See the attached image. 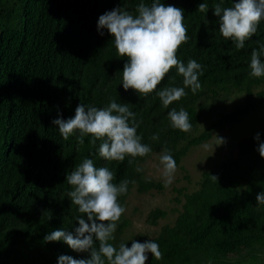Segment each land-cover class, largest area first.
<instances>
[{"label":"trees","instance_id":"1","mask_svg":"<svg viewBox=\"0 0 264 264\" xmlns=\"http://www.w3.org/2000/svg\"><path fill=\"white\" fill-rule=\"evenodd\" d=\"M150 2V0H149ZM185 9V23L191 40L183 44L178 56L185 62L195 58L205 65L199 77L203 88L173 101L165 108L153 93L139 96L125 90L122 70L127 57H119L112 34L97 29L99 15L116 5L135 11L139 0H0V264H57L62 253L87 258L64 241H46L43 237L57 228L74 231L78 206L68 196L72 187L66 177L86 156L97 166H108L115 181L135 179L120 199L126 203L130 191L162 190L163 185L137 171L153 152L170 149L179 165L189 150L213 137V131L239 122L264 103V91L255 88L264 76L253 77L249 64L252 48L264 41V21L258 34L246 41L244 49L235 47L219 32V17L208 0V23L198 10L203 0H164ZM228 5L231 0H226ZM175 76V79L169 77ZM183 85V76L175 68L161 85ZM232 89L245 92L244 101L230 112H221L199 135L196 130L204 111H214L223 93ZM130 102L140 121L138 132L152 145L146 157L129 163L106 160L96 151L100 141L78 144L65 139L53 118L75 115L81 102L104 106L111 98ZM184 106L193 128L182 131L171 126L167 115L171 107ZM159 132V140L152 134ZM264 125L238 142L236 155L226 156L214 169L206 170L199 187L184 194L182 208L173 224H165L144 241L158 240L162 257L149 254L146 264H264V204H257V193L264 190V156L258 151ZM216 175L218 180H214ZM167 215L153 209L147 220L157 224ZM129 220L122 217L116 241L124 236Z\"/></svg>","mask_w":264,"mask_h":264},{"label":"clouds","instance_id":"2","mask_svg":"<svg viewBox=\"0 0 264 264\" xmlns=\"http://www.w3.org/2000/svg\"><path fill=\"white\" fill-rule=\"evenodd\" d=\"M214 13L219 17V32L230 39L236 48L244 49L246 41H251L258 34L264 21V0H213ZM208 0L198 4V10L205 14L208 23ZM185 9L164 0H139L135 11L124 5H116L99 15L97 29L101 35L107 29L113 36L119 57H127L122 70V85L125 90H135L139 96L147 97L153 93L160 97L165 108L173 101L188 95L187 88L196 93L203 88L199 77L205 71V65L195 58L187 62L178 56L180 47L191 40L185 23ZM259 47L252 48L249 67L253 77L264 76V41L257 40ZM175 68L182 74L183 85H161L166 74ZM174 80L175 76L169 77ZM171 126L182 131H189L193 123L189 111L180 106H173L167 113ZM65 139L74 137L78 144L90 142L96 144L98 154L106 160L129 163L136 157H146L152 152V145L144 142L142 132H138L140 121L137 113L130 107V102H110L100 107L81 102L75 109V115L67 119L63 115L53 118ZM262 133L257 132L255 139L260 141L258 151L264 156ZM152 139L159 140V132L152 134ZM223 141V138L220 137ZM216 148V147H215ZM163 166L165 186L175 179L178 168L172 151L166 149L160 155ZM137 171H142L137 168ZM116 173L108 166H97L94 159L86 156L67 174L66 181L72 187L68 196L78 206L75 220L79 221L74 231L57 228L47 233L46 241H64L78 252H89L87 258H76L70 254H60L57 264H146L149 254L161 258L163 253L158 240L140 241L131 239V245L121 240L116 241V231L127 205L120 197L129 191V184L135 179L125 177L117 183ZM218 180L216 175H212ZM257 204H264V190L257 193Z\"/></svg>","mask_w":264,"mask_h":264},{"label":"rangeland","instance_id":"3","mask_svg":"<svg viewBox=\"0 0 264 264\" xmlns=\"http://www.w3.org/2000/svg\"><path fill=\"white\" fill-rule=\"evenodd\" d=\"M264 91V82L255 88V92ZM223 96L214 103V111H204L196 130L191 134L199 135L211 123L217 121L221 112L232 111L239 103L244 101L245 92L232 89L223 93ZM264 125V103L256 110L241 118L239 122L226 125L213 131V137L207 142L192 147L183 157L175 173V179L169 186H165L163 166L160 161V152H153L144 162L139 164L145 178L153 179L163 185L162 190L152 189L139 192L134 187L126 199L127 211L123 215L129 220L124 236L133 238L139 234L149 237L156 236L163 225L173 224L178 211L182 208L184 194L192 192L199 187L202 173L214 169L229 155H236L238 142L245 136L251 135ZM223 138V141L220 139ZM216 147V148H215ZM162 208L167 215L158 220L157 224L148 222L149 213L155 208Z\"/></svg>","mask_w":264,"mask_h":264}]
</instances>
